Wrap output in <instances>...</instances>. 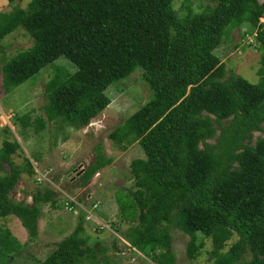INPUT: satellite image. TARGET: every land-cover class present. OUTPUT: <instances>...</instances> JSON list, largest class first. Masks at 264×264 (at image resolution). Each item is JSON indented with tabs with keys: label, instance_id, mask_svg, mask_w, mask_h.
<instances>
[{
	"label": "trees",
	"instance_id": "obj_1",
	"mask_svg": "<svg viewBox=\"0 0 264 264\" xmlns=\"http://www.w3.org/2000/svg\"><path fill=\"white\" fill-rule=\"evenodd\" d=\"M8 1L13 7L0 12V40L23 30L32 45L4 63L5 85L17 88L53 65L49 121L87 127L111 105L112 85L143 70L151 100L108 135L120 150L137 144L145 154L131 163V202L119 199L122 216L114 225L133 251L174 264V237L181 233L189 237L190 260L211 239L215 264H264V137L252 145L254 133L264 132V0H210L214 6L201 13L186 3L182 17L175 0H30L26 8L18 5L24 0ZM235 27L256 34L263 54L258 84L226 78L216 51ZM60 59L73 71L57 66ZM36 123L45 128L43 120ZM20 147L6 140L0 148V217L16 216L34 237L40 207L11 198L22 175L35 173L28 159L12 160ZM96 152L80 188L113 161L101 144ZM57 195L44 188L34 201L56 203ZM79 217L41 264H87L101 251L118 250L117 237L108 248L100 236L84 235L85 216Z\"/></svg>",
	"mask_w": 264,
	"mask_h": 264
},
{
	"label": "rangeland",
	"instance_id": "obj_2",
	"mask_svg": "<svg viewBox=\"0 0 264 264\" xmlns=\"http://www.w3.org/2000/svg\"><path fill=\"white\" fill-rule=\"evenodd\" d=\"M29 1L24 0L18 5L26 8ZM186 3L195 13L204 12L215 4L210 0H175L174 9L181 17L186 14L183 7ZM12 7L8 0H0V12L11 11ZM260 22L264 23V18ZM246 31L248 29L243 27L230 29L216 53L225 65L227 79L234 74L258 84L261 81L258 73L262 68L263 54L255 42L256 34H246ZM31 45L32 39L23 30L0 40V148L6 140L17 141L21 147L12 155V160L21 164L28 159L33 164L35 173L22 175L11 198L40 207L39 234L30 236L16 216L0 217V264H41L52 254L55 244L76 230L80 217L66 209L64 195L58 194L56 203H35L34 196L44 188L54 189L58 193L62 189L84 203L97 204L98 208L94 210L97 220L85 222L84 235L100 236L108 248L115 237L119 239L117 251H101L97 253L96 260H90L87 264H160L155 261L154 254L146 257L134 252V248L114 228L122 216L118 202H131L126 193L135 185L131 163L135 159L145 158V154L137 144L125 151L120 150L108 135L151 100L152 90L143 76V70L139 68L130 77L113 84L116 89L110 92L113 97L111 105L87 127L78 131L60 120L51 122L46 117L45 106L49 102L46 84L56 78L53 65L17 88L6 87L2 71L4 63ZM57 66H65L73 71V66L64 59H60ZM24 118L29 125L24 126ZM38 120L45 122L44 129L37 128ZM259 137L263 138L264 132L254 133L252 145ZM210 143L215 144L216 139ZM100 144L106 158L113 161L100 170L86 187L80 188L81 174L96 162V150ZM5 168L10 170L7 165ZM41 175L54 182L55 186L49 183L39 185ZM120 225L122 230L129 228L128 224ZM99 227L106 229L99 231ZM9 231L11 234L8 235ZM235 241L236 237L227 243L226 249ZM188 242L189 237L181 233L175 235L173 251L177 260L174 264H215L211 239L205 241L201 254L195 260H190L187 255ZM104 244L103 248L107 250Z\"/></svg>",
	"mask_w": 264,
	"mask_h": 264
},
{
	"label": "built area",
	"instance_id": "obj_3",
	"mask_svg": "<svg viewBox=\"0 0 264 264\" xmlns=\"http://www.w3.org/2000/svg\"><path fill=\"white\" fill-rule=\"evenodd\" d=\"M45 183H49L55 186L54 185L55 183L53 182L54 183L53 184L52 181L47 179L44 175L39 176L38 184L43 185ZM58 191L60 194L65 196L64 205L70 213H73L75 215L82 214L85 216L86 221L97 220L94 214V210L98 208L97 204H93V203L87 204V203L80 201L77 196H71L70 194H68L62 189H59Z\"/></svg>",
	"mask_w": 264,
	"mask_h": 264
},
{
	"label": "clouds",
	"instance_id": "obj_4",
	"mask_svg": "<svg viewBox=\"0 0 264 264\" xmlns=\"http://www.w3.org/2000/svg\"><path fill=\"white\" fill-rule=\"evenodd\" d=\"M58 193V192H57ZM60 195V193H58ZM81 201V200H80Z\"/></svg>",
	"mask_w": 264,
	"mask_h": 264
},
{
	"label": "crops",
	"instance_id": "obj_5",
	"mask_svg": "<svg viewBox=\"0 0 264 264\" xmlns=\"http://www.w3.org/2000/svg\"><path fill=\"white\" fill-rule=\"evenodd\" d=\"M99 220V219H98Z\"/></svg>",
	"mask_w": 264,
	"mask_h": 264
}]
</instances>
